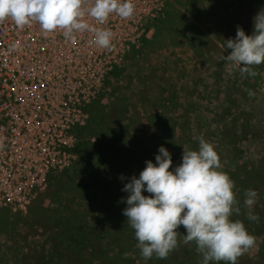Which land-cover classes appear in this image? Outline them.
Here are the masks:
<instances>
[{"label":"rangeland","instance_id":"rangeland-1","mask_svg":"<svg viewBox=\"0 0 264 264\" xmlns=\"http://www.w3.org/2000/svg\"><path fill=\"white\" fill-rule=\"evenodd\" d=\"M220 1L228 4L227 0ZM263 1L229 0L234 13L218 18L212 14V0H164L159 14L148 23V37L137 44L86 108V122L90 115L97 116L94 109L100 108L107 121L104 127L129 126L126 138H140L147 145L155 134L147 125L154 114L161 119L182 114L177 123L183 117L187 121L181 137L193 143L191 147L199 145L193 137H203L214 145L220 171L230 172L264 160V64L257 66L259 75L250 77L242 76L223 59L231 53L224 41L236 36L230 31L245 26L252 34L253 17L264 8ZM245 89L255 96L250 98ZM128 116L131 119L127 123ZM83 133L82 129L74 130L71 143L75 152H71L66 167L61 173L49 174L43 190L29 199L23 210L0 205V215L6 216L4 233L0 234V264H37L44 233L50 226L48 215L62 202L60 197L71 198L60 184L77 174L79 151L86 148L85 143H97ZM255 168L264 178V163ZM261 199L264 202V195ZM259 204L257 201L253 211L262 208ZM258 241L256 238L255 246L239 257L237 264H264L255 257Z\"/></svg>","mask_w":264,"mask_h":264},{"label":"clouds","instance_id":"clouds-1","mask_svg":"<svg viewBox=\"0 0 264 264\" xmlns=\"http://www.w3.org/2000/svg\"><path fill=\"white\" fill-rule=\"evenodd\" d=\"M135 10L133 0H0V22L10 18L23 28L35 21L45 33L62 30L73 43L75 33L90 31L97 47L109 49L113 32L93 28L84 18L91 17L103 25L112 14L129 19ZM224 42L231 53L223 59L231 67L242 76L259 75L254 69L264 64V8L253 17L251 35L237 26L235 38ZM245 91L250 98L255 96L252 90ZM193 139L199 141L198 149L184 147L182 162L172 171V156L163 146L158 149L155 164L145 162L139 178L132 176L122 188L128 194L120 201L127 205L122 214L134 230L136 247L144 260L167 259L182 242L195 244L202 257L200 264H237L238 258L255 246L256 237L241 220L232 219L241 213L240 201L234 191L235 182L220 171L214 145L203 137ZM120 179L125 177L121 175ZM145 191L150 195H143ZM244 197V207L251 209L258 193L247 189ZM248 219L258 223L260 218L249 214ZM181 226L186 234L178 231Z\"/></svg>","mask_w":264,"mask_h":264},{"label":"built area","instance_id":"built-area-1","mask_svg":"<svg viewBox=\"0 0 264 264\" xmlns=\"http://www.w3.org/2000/svg\"><path fill=\"white\" fill-rule=\"evenodd\" d=\"M163 1L133 0V17L112 14L103 25L86 16L91 27L113 32L109 49L97 47L90 31L75 33L73 43L35 21L23 28L10 18L0 22V205L23 210L44 179L66 167L86 108L148 37Z\"/></svg>","mask_w":264,"mask_h":264},{"label":"trees","instance_id":"trees-1","mask_svg":"<svg viewBox=\"0 0 264 264\" xmlns=\"http://www.w3.org/2000/svg\"><path fill=\"white\" fill-rule=\"evenodd\" d=\"M227 1L228 4H224L223 1L212 0L215 6V9L211 10L212 14L221 18L223 13H234L233 8L229 7V0ZM241 28L247 35H251L245 26ZM218 29L220 30V27ZM236 30L237 27H234L230 34L236 35ZM255 70L257 71L258 67ZM121 109L125 111L124 108ZM94 112L98 115H90V121L79 129L84 130L83 134L89 138L96 139L97 143H85L86 148L79 151L81 162L77 174L60 184L66 188L64 194L70 193L71 198L60 197L62 202L48 215L50 226H47L44 233L45 238L42 239L40 247L42 254L39 255L37 264H200L202 257L197 253L195 244L184 245L182 242L167 259L153 257L144 260L136 247L134 230L126 223L127 218L122 214L127 205L120 202L128 195L122 191L124 185L132 176L139 178L140 172L146 167V161L151 160L155 164V156L159 154L158 149L161 146L172 156L170 171L182 162L184 147L189 150L198 149L196 144L191 147L193 143H188V139L181 137V129L187 118L183 117L181 122L177 123L182 114L170 118L164 116L162 119L158 114H154L152 122L147 125L155 134L146 145L140 138L129 135V138H126L129 126L125 129L104 127L107 122L104 112L100 108L94 109ZM129 119L130 116L126 117L127 123ZM162 130L163 134L158 135ZM71 152H75L74 148ZM263 163L264 160L260 159L241 169L222 171L235 182L234 191L240 201L241 213L238 216L233 215L232 219L241 220L247 231L259 239L258 244L262 249L256 245L255 257L264 262V230L260 231V228L264 229V202L261 199L264 195V178L258 175L255 168ZM121 175L125 177L123 181L120 179ZM247 189L257 191V201L260 202L261 209L253 211V207H244V192ZM142 194L150 195L146 191ZM249 214L258 215L259 222L248 219ZM0 219L2 234L6 226V216L0 215ZM178 231L186 234L182 226ZM125 253L129 254L127 258L124 257Z\"/></svg>","mask_w":264,"mask_h":264}]
</instances>
